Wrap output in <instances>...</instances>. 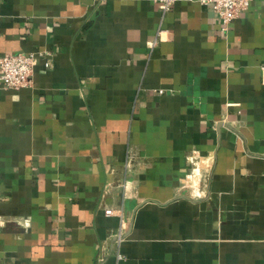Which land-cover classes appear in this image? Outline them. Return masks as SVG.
I'll use <instances>...</instances> for the list:
<instances>
[{
    "label": "crops",
    "instance_id": "obj_1",
    "mask_svg": "<svg viewBox=\"0 0 264 264\" xmlns=\"http://www.w3.org/2000/svg\"><path fill=\"white\" fill-rule=\"evenodd\" d=\"M17 52L44 56L0 86V264H264V0L227 29L198 0H0Z\"/></svg>",
    "mask_w": 264,
    "mask_h": 264
},
{
    "label": "built area",
    "instance_id": "obj_2",
    "mask_svg": "<svg viewBox=\"0 0 264 264\" xmlns=\"http://www.w3.org/2000/svg\"><path fill=\"white\" fill-rule=\"evenodd\" d=\"M202 5L211 6L218 18L220 19L224 29L230 23L238 18L242 13L247 11L251 5L252 0H198ZM176 0H159V9L165 15L171 10ZM36 56H44L43 53L35 52H17L5 53L0 55V86L19 90L25 88L30 84V76L33 71L34 59ZM44 66H49V61L44 62ZM163 89H159L158 93H163ZM190 162L194 165L193 171L197 170L196 175H202L201 168L198 167L201 161L197 155L189 157ZM203 166L210 168V159L203 161ZM197 195H200V188H198ZM121 226L117 232V242L121 243L125 239V225L123 213L120 214Z\"/></svg>",
    "mask_w": 264,
    "mask_h": 264
}]
</instances>
